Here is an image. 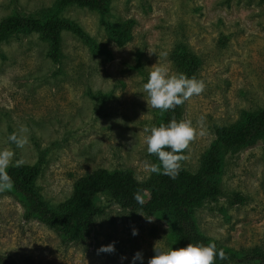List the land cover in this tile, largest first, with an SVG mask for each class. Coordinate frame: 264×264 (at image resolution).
Masks as SVG:
<instances>
[{"label": "rangeland", "instance_id": "374dc122", "mask_svg": "<svg viewBox=\"0 0 264 264\" xmlns=\"http://www.w3.org/2000/svg\"><path fill=\"white\" fill-rule=\"evenodd\" d=\"M56 0H0V21L19 10L39 14ZM64 15L79 22L112 56L71 31L62 32L59 64L38 33H21L0 43V149L10 164L34 163L46 152L38 188L51 204L73 192L76 179L98 167L133 169L148 179L155 164L146 137L158 109L148 106L143 84L155 63L180 73L175 54L188 48L201 60L196 79L204 88L183 102V120L193 138L181 165L191 171L215 138V127L264 108V0H112L104 17L71 6ZM136 19L132 37L119 46L105 21ZM166 53V55H161ZM27 137L22 147L9 140ZM225 194L196 209L201 230L235 249H264V148L261 142L226 154ZM246 196L234 202V193ZM92 241L67 243L36 218L10 190L0 189V251L17 264H132L139 251L147 264L153 247H173L168 223L123 209L108 195ZM152 219V220H148ZM133 229L138 230L133 235ZM114 244V251L100 252ZM248 264V263H244Z\"/></svg>", "mask_w": 264, "mask_h": 264}, {"label": "trees", "instance_id": "16d2710c", "mask_svg": "<svg viewBox=\"0 0 264 264\" xmlns=\"http://www.w3.org/2000/svg\"><path fill=\"white\" fill-rule=\"evenodd\" d=\"M111 2L56 0L53 8L39 14L14 10L0 21V43L21 33H38L48 42V55L52 61L59 64L63 57L62 32L67 30L81 37L94 51L111 57V51L100 46L79 22L64 15L67 8L76 5L96 10L106 17L110 13ZM135 24L134 18L119 23L105 21L109 36L119 46L130 40ZM174 61L180 73L197 77L201 60L191 50L181 48L175 54ZM182 115L183 103L165 111L158 109L156 126L171 119L181 120ZM259 142L264 148V108L245 111L242 119L233 124L216 126L215 138L203 153L199 168L191 171L181 165L174 179L152 173L148 179L141 180L133 169L98 167L76 179L73 192L67 199L51 204L37 184L46 161V152L42 151L34 163L9 164L6 171L11 177V184L0 189L15 193L24 204L27 218L38 219L67 243L81 240L89 244L92 241L96 222L106 211L102 204L103 196L108 195L123 209L164 219L171 229L174 248L185 247L190 242L215 243L217 249L224 250L227 258H216L214 264H264V249H235L223 245L205 234L196 218L197 208L225 194L222 175L226 154ZM150 155L158 165L155 154ZM137 192L141 194L143 204L133 198ZM233 195L234 202L246 200V196L240 192ZM0 264L17 263L11 255L0 251Z\"/></svg>", "mask_w": 264, "mask_h": 264}, {"label": "clouds", "instance_id": "9594fccd", "mask_svg": "<svg viewBox=\"0 0 264 264\" xmlns=\"http://www.w3.org/2000/svg\"><path fill=\"white\" fill-rule=\"evenodd\" d=\"M166 55V53H161ZM204 88L203 81L195 77H188L184 73H171L164 64L155 63L148 73L147 81L143 84L146 101L154 109L165 111L188 100L193 94H199ZM146 137L147 152L155 154L159 164H151L149 170L172 177L178 175L181 161L184 159L183 150L188 147L194 132L191 121L171 119L167 123L150 128ZM17 147H22L27 142V137H18L15 133L9 136ZM13 153L7 149H0V187L11 184V177L6 169L9 167ZM17 164L20 162L17 161ZM137 203L144 201L139 192L133 197ZM148 220H152L149 219ZM133 235L138 230L133 229ZM100 252L114 251V244L102 245ZM154 255L148 259L147 264H214L216 258L226 259L223 249H217L215 243L204 244L201 242L188 243L185 247H160L157 243L153 247ZM137 260L143 261L142 254L138 251L132 259V264Z\"/></svg>", "mask_w": 264, "mask_h": 264}]
</instances>
